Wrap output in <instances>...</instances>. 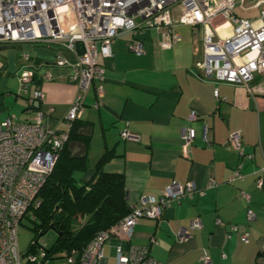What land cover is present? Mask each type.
<instances>
[{
	"label": "crops",
	"instance_id": "1",
	"mask_svg": "<svg viewBox=\"0 0 264 264\" xmlns=\"http://www.w3.org/2000/svg\"><path fill=\"white\" fill-rule=\"evenodd\" d=\"M253 2L245 0L244 6L264 9V3L253 7ZM176 31L180 40L165 50L159 48L155 30L145 31L137 37L142 43L139 55L129 47L135 39L132 32L124 31L113 40L112 55L102 61L105 79L98 107H93L96 83L84 98L81 119L91 125V140L83 178H90L101 155L111 152L102 169L122 173L128 204L140 195L161 194L171 182L191 181L202 194L171 204L159 219L140 218L128 244L147 246L161 264H204L203 256L209 264H257L264 252V183L256 185L258 177L264 179V75L255 76L250 91L241 85L205 80L195 69L203 58V28L177 24ZM57 53L73 58L55 44H0V75L16 76L19 83L22 74H31L45 96L35 105L43 111L53 107L45 123L63 130L76 85L69 81L67 68L55 65ZM45 71L52 73L51 80L43 79ZM7 84L8 77H2L0 121L8 116L30 120L25 97L3 92ZM191 111L196 114L193 120L189 119ZM183 127L194 133L189 147L181 140ZM124 129L138 140L121 139ZM234 131L241 133L242 155L228 143ZM239 165V178L229 181ZM247 209L254 215L251 220ZM196 216L201 227L190 229ZM179 229L190 234L183 242L175 238ZM244 232L247 242L240 240Z\"/></svg>",
	"mask_w": 264,
	"mask_h": 264
},
{
	"label": "built area",
	"instance_id": "2",
	"mask_svg": "<svg viewBox=\"0 0 264 264\" xmlns=\"http://www.w3.org/2000/svg\"><path fill=\"white\" fill-rule=\"evenodd\" d=\"M237 2L245 5V0H0V44L44 43L64 48L73 58L57 53L54 63L67 68L69 81L76 85L75 96L64 116L66 128L63 130L45 123L53 112L52 106L46 111L35 107L45 96L28 73L18 79V94L25 96L31 119L17 121L8 116L0 121V264H44V252L26 253L22 261L23 254L17 245L19 224L28 210H31V219L34 218L32 210L40 204L38 193L68 139L72 122L85 111L84 98L93 83H96L97 99L93 107H98L105 79L102 61L112 55V42L122 32H132L135 39L129 47L139 55L142 43L137 37L145 31L155 30L158 46L165 50L180 40L177 24L194 29L201 26L203 58L195 64L200 76L251 90L250 83L255 76L264 75V11L256 21L243 19L233 11ZM261 3L264 0H254L252 6ZM174 6L178 8L176 19L172 12ZM28 56L23 54L24 59ZM42 77L53 78L50 71H45ZM213 95L218 98L217 89ZM195 118V112L191 111L189 119ZM180 136L189 147L194 133L191 128L183 127ZM120 137L138 140L127 129L120 132ZM240 141L239 131L229 134L228 143L242 155ZM239 176L240 165L232 170L228 180ZM262 183L264 179L258 177L256 185L261 187ZM195 194L201 195L202 191L187 181L171 182L157 196L140 195L114 225L96 233L82 250L68 252L66 264H108L109 257L104 255L108 241H114L108 243L114 264H161L149 254L147 246L128 244L134 225L140 218L159 219L171 204ZM240 196L248 200L246 193L240 192ZM246 217L248 220L254 217L250 209L246 210ZM189 227L194 230L201 227L197 216ZM189 235L188 230L179 229L175 238L183 242ZM240 240L247 242V233L241 234ZM202 262L210 263L206 256ZM257 264H264V252L258 255Z\"/></svg>",
	"mask_w": 264,
	"mask_h": 264
},
{
	"label": "trees",
	"instance_id": "3",
	"mask_svg": "<svg viewBox=\"0 0 264 264\" xmlns=\"http://www.w3.org/2000/svg\"><path fill=\"white\" fill-rule=\"evenodd\" d=\"M90 133L88 121L79 118L72 122L68 139L38 193L40 204L32 210V220H38L36 232L54 230L57 238L53 248L65 255L72 249L82 250L96 233L114 225L129 211L122 173L102 169L111 152L101 155L90 178H83L88 169ZM79 216H86V220L73 228ZM33 240L28 252L35 251Z\"/></svg>",
	"mask_w": 264,
	"mask_h": 264
},
{
	"label": "rangeland",
	"instance_id": "4",
	"mask_svg": "<svg viewBox=\"0 0 264 264\" xmlns=\"http://www.w3.org/2000/svg\"><path fill=\"white\" fill-rule=\"evenodd\" d=\"M264 11L262 8H250V7H241L237 5L235 7V12L243 19L249 18H258L261 12ZM173 18L177 16L178 8L174 6L172 9ZM8 77L7 88L2 90L6 92V90L12 91L11 96L14 97V93H19V84L17 83L15 77L13 75H7L2 73L0 75V82L2 77ZM1 93V92H0ZM1 95V94H0ZM19 98H24L25 96L19 94ZM37 103V102H36ZM93 162H90V166H92ZM31 210L26 212V215L22 218L21 223L19 224L17 231V245L18 249L22 255V261L25 259V254L29 253L27 251L30 242L35 238L36 243L34 245V249L37 254L45 253L44 264H66L65 261V252L57 251L53 248V245L56 241L57 234L54 230L48 229L42 235H38L36 232V225L38 224V220L35 222L31 219ZM77 222L73 225V228L78 227L79 223H83L86 220V216L77 217ZM34 241V240H33ZM108 243L106 242L104 245V255L109 257L108 264H114V259L110 255V248L108 247ZM31 252V251H30Z\"/></svg>",
	"mask_w": 264,
	"mask_h": 264
},
{
	"label": "water",
	"instance_id": "5",
	"mask_svg": "<svg viewBox=\"0 0 264 264\" xmlns=\"http://www.w3.org/2000/svg\"><path fill=\"white\" fill-rule=\"evenodd\" d=\"M43 233L42 232H40L38 235H42Z\"/></svg>",
	"mask_w": 264,
	"mask_h": 264
},
{
	"label": "bare ground",
	"instance_id": "6",
	"mask_svg": "<svg viewBox=\"0 0 264 264\" xmlns=\"http://www.w3.org/2000/svg\"><path fill=\"white\" fill-rule=\"evenodd\" d=\"M219 30H221V28Z\"/></svg>",
	"mask_w": 264,
	"mask_h": 264
}]
</instances>
